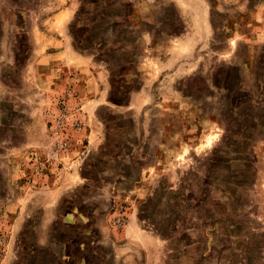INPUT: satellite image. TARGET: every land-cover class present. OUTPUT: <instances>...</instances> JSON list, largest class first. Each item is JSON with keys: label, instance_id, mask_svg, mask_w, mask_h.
<instances>
[{"label": "rangeland", "instance_id": "obj_1", "mask_svg": "<svg viewBox=\"0 0 264 264\" xmlns=\"http://www.w3.org/2000/svg\"><path fill=\"white\" fill-rule=\"evenodd\" d=\"M0 264H264V0H0Z\"/></svg>", "mask_w": 264, "mask_h": 264}]
</instances>
